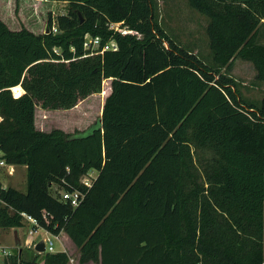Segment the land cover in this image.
I'll list each match as a JSON object with an SVG mask.
<instances>
[{
  "label": "trees",
  "instance_id": "16d2710c",
  "mask_svg": "<svg viewBox=\"0 0 264 264\" xmlns=\"http://www.w3.org/2000/svg\"><path fill=\"white\" fill-rule=\"evenodd\" d=\"M37 1L68 11L54 20L49 7L40 32L12 25L0 0V148L27 166L26 191L0 182V227L32 215L68 235L79 264H264V97L246 100L222 72L241 58L264 82V0H188L208 18L213 65L170 37L155 0ZM87 36L118 49L90 54ZM106 79L102 121L37 127L38 104L71 109ZM62 190L84 198L72 206ZM4 264L71 263L55 251Z\"/></svg>",
  "mask_w": 264,
  "mask_h": 264
},
{
  "label": "rangeland",
  "instance_id": "374dc122",
  "mask_svg": "<svg viewBox=\"0 0 264 264\" xmlns=\"http://www.w3.org/2000/svg\"><path fill=\"white\" fill-rule=\"evenodd\" d=\"M6 6L3 5L2 16L7 18L12 25L19 27L20 20L23 25L30 26L38 31L46 28V23L41 24L49 7L54 20L58 15L66 14L69 4L67 1H50L46 4H40L37 0H5ZM157 18L173 40L185 47L189 51L197 54L206 63L213 65L212 54L209 46V37L207 34L208 18L190 7L188 0H155ZM56 26V23H54ZM261 41H264V29L261 33ZM222 72L231 76L237 83L242 96L250 101L259 104L264 97V82L256 79V71L253 64L241 58H236L229 68H222ZM111 93V79H106L103 83L101 92L91 94L81 99L78 104L71 109H49L44 108L40 104L37 106L36 124L38 128L50 131L53 128H63V130L73 133L76 130L83 131L88 129L91 124L99 121L102 117L103 107L106 97ZM43 110L47 111V115H43ZM96 176L97 171L92 170ZM0 182L5 186H14L21 191H26V168L22 165L15 166L13 174H9L6 168H0ZM27 226L19 229V235L22 241L24 257L33 258L39 253L42 259L45 252L36 251L29 241L44 240L50 237L55 251H67L70 257L79 264V250L66 235L61 232L59 238L46 233V230H39L30 236L27 233ZM14 243V244H13ZM13 246H10L12 245ZM15 245V228L0 227V264L5 263L6 250H12ZM88 264H97L90 262Z\"/></svg>",
  "mask_w": 264,
  "mask_h": 264
},
{
  "label": "built area",
  "instance_id": "2783aa9c",
  "mask_svg": "<svg viewBox=\"0 0 264 264\" xmlns=\"http://www.w3.org/2000/svg\"><path fill=\"white\" fill-rule=\"evenodd\" d=\"M110 27L115 28L117 30H120L122 32H127V30L120 28V24H111ZM53 30L56 32H59L58 28L55 26L53 27ZM100 42H101V39L99 37L92 38L90 36H87L85 46L87 48H91L90 54L104 53L107 50H117L118 49V44L115 40L108 41L102 47H100ZM1 119H2V117L0 115V120ZM2 155H3V152L0 148V168H6L9 174H13L15 171V165L7 163L6 160L4 158H2ZM95 177L96 176L93 174V171L91 170L86 175H84L82 177L81 181L84 185L90 187L92 185ZM59 196L62 200L69 202L72 206H77L81 202V200L84 198L83 192H80L78 190H76V191L62 190V191H60ZM22 215H23L24 222H25L24 226H27V224L29 226L27 229V233L30 236H32L34 233H36L39 230V228H41L39 226V222L32 215H29V214L24 213V212L22 213ZM46 233L49 235H53L57 239L60 236V235H54L47 230H46ZM29 241L30 242H28V243H31L35 249V245L40 240H32L29 238ZM44 241H45V248H46L45 252H55V250L53 248L52 240L50 239V237H48L47 239L44 238ZM4 252H5V255H9L10 253H12V250L8 251V250L4 249ZM74 262H75L74 258L70 257V263L73 264Z\"/></svg>",
  "mask_w": 264,
  "mask_h": 264
},
{
  "label": "water",
  "instance_id": "95a60500",
  "mask_svg": "<svg viewBox=\"0 0 264 264\" xmlns=\"http://www.w3.org/2000/svg\"><path fill=\"white\" fill-rule=\"evenodd\" d=\"M81 17V22L83 21V17L82 15H80ZM101 121H102V118H101ZM22 241H21V238H20V235H19V231H18V228H15V245L14 247L12 248V253L13 254H18L19 252L21 253L22 252ZM45 241L44 240H40L36 245H35V250L40 252V253H43L45 252Z\"/></svg>",
  "mask_w": 264,
  "mask_h": 264
},
{
  "label": "crops",
  "instance_id": "0c3cea01",
  "mask_svg": "<svg viewBox=\"0 0 264 264\" xmlns=\"http://www.w3.org/2000/svg\"><path fill=\"white\" fill-rule=\"evenodd\" d=\"M262 29H264V25L261 27V32H260V39H261V33H262ZM263 43H264V41H262ZM43 115L45 116V115H47V111L45 110H43ZM37 125V124H36ZM38 127V126H37ZM39 129H41V130H44V129H42V128H39ZM63 129V128H62ZM46 131V130H45ZM15 166H18V165H15ZM22 166H24L25 168H26V176H27V166L26 165H22ZM6 186V185H5ZM26 186H27V183H26ZM27 188V187H26ZM18 231H19V229H18ZM67 235V234H66ZM68 236V235H67ZM14 244V243H13ZM13 244L12 245H10V246H13ZM13 248V247H12ZM21 253H24V250H23V248H22V252Z\"/></svg>",
  "mask_w": 264,
  "mask_h": 264
}]
</instances>
